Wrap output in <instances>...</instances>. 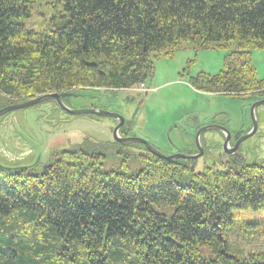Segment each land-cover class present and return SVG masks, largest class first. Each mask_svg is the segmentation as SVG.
<instances>
[{"label": "trees", "instance_id": "obj_1", "mask_svg": "<svg viewBox=\"0 0 264 264\" xmlns=\"http://www.w3.org/2000/svg\"><path fill=\"white\" fill-rule=\"evenodd\" d=\"M39 3L60 12L37 30ZM183 43L227 52L218 75L190 77L196 91L264 89L252 57L264 50V0H0V108L146 85L154 59L172 58ZM220 167L199 172L194 161L114 139H85L33 167H2L0 264H264V254L231 253L226 234L235 212L264 211V164Z\"/></svg>", "mask_w": 264, "mask_h": 264}, {"label": "rangeland", "instance_id": "obj_2", "mask_svg": "<svg viewBox=\"0 0 264 264\" xmlns=\"http://www.w3.org/2000/svg\"><path fill=\"white\" fill-rule=\"evenodd\" d=\"M59 12V7L54 9L45 3H39L32 8L31 22L37 30H40L45 26L44 21L46 18ZM231 50H234V47ZM226 55L227 52L222 49L211 48L197 51L195 45L183 43L172 58L161 54L157 59H154L155 71L146 85L140 84L121 92L102 89L93 93L92 90H86L82 93L89 95L90 98H71L68 105L74 109L84 107L82 106L83 104L88 106L83 108V110L96 109L93 106L103 107L107 111L123 116L126 121L134 119V123L137 126V133L135 134L141 135L138 138L145 139L148 142L153 141L157 144L154 145L164 153L182 149L179 148L180 144L175 141V136L178 135L181 126L187 127V125L191 124V119L194 116L199 119L201 124L206 122L211 116L212 118L217 117V121L224 120L225 125L233 133H238L241 129L247 130V127H249L248 116L246 115L243 118L241 115V109L248 110L247 105L249 102L245 101V106H236L238 100H234L232 96L200 93L190 84V77H196L200 73L215 76L223 71ZM252 57L257 69V76L264 81V50L254 51ZM83 100H85V103ZM50 108L54 109L53 106H42L31 111H41L46 124L52 126V122L55 119V110L51 115L49 113ZM31 111H26L24 114ZM88 116L91 115H73L74 124L72 127L68 124H63L61 135L55 136L56 132H49V135L53 134L50 135L53 137H50L49 140L54 150L69 149L72 146L81 144L85 139L102 143L106 139L111 140V133L105 123L98 124L94 120L87 118ZM6 118L11 119L14 127L27 136L31 142H35H32L34 143L33 149L37 150L33 163L37 161L42 164L47 163L50 160V156L47 155L46 151L43 152L44 148L35 141L39 139L42 143L46 142V131L39 130L29 115L26 118H22L19 113L13 112ZM164 132L170 133L173 141L172 144L168 140L169 147H163L157 142V140L162 139V133ZM206 137L212 138L213 134L204 136L203 141ZM250 143H254V141L252 140ZM14 146L17 147L16 144ZM213 156L212 158L216 160L219 154L215 153ZM9 160L11 159L5 160L2 156L0 163L6 164ZM106 167H111L109 161L106 163ZM203 167L205 165L199 163L196 171L202 172ZM235 213L236 224L226 233L230 252L244 256L263 255L264 211L254 212L247 210ZM17 238L19 239L20 236H17ZM13 244H16V242ZM4 251L0 249V252ZM33 263H36L34 259ZM20 264H24V261Z\"/></svg>", "mask_w": 264, "mask_h": 264}, {"label": "flooded vegetation", "instance_id": "obj_3", "mask_svg": "<svg viewBox=\"0 0 264 264\" xmlns=\"http://www.w3.org/2000/svg\"><path fill=\"white\" fill-rule=\"evenodd\" d=\"M62 94L61 102L62 105L58 102L56 98L50 99V102L46 101L44 103H41L36 106H53L49 109V113L52 115L54 113V121L52 122L53 125L49 126L45 122L44 115L39 110H33L31 108L21 110L19 112L20 116L22 118H26L27 115H29L34 122L36 123V126L39 130L46 131V142H40L39 139L35 140L40 144L41 147H43V152L46 151L47 155L50 156L51 153L55 152L53 145L50 144V135L49 132L53 131L56 132L55 136L61 135V127L63 124H68L70 127L74 124L75 120H73V115L66 112L65 110L62 111L59 109L60 106H65L69 110H82L83 108H86L88 106H85L83 104L82 108L74 109L73 107L68 105V102L71 98H86L89 97V95H84L80 92H64L60 93ZM38 97V96H37ZM36 98V97H35ZM90 98V97H89ZM34 99V98H32ZM30 99V100H32ZM234 100H238V103H236V106H245L246 102L248 101V110L241 109V115L244 118L246 115L248 116L249 121V127L246 129H241L238 131V133H233L226 125L225 121H217V117L212 118V116L204 123H200L199 119L195 116L191 119V124L185 126H181L180 130L178 131V135L175 136V141L178 142L179 151H171V152H162L160 149H158L153 141L149 142L152 144L158 151H160L165 156H173V155H186L191 157H196L200 155V158H192V159H183L178 158V160H189L195 162V168H197V165L199 163H202L205 165L204 168L210 167V165L214 164L217 165V168H221L220 166L223 165H240V164H246V165H255V164H264V89L259 92H250L246 95H240V96H233ZM29 101V100H26ZM24 101V102H26ZM79 101V100H78ZM85 100H83L84 102ZM22 102V103H24ZM59 103V105H58ZM85 103V102H84ZM20 104V103H19ZM16 105V104H14ZM9 106V105H8ZM12 106V105H11ZM102 106V105H99ZM234 106V105H233ZM252 106H258L255 110L257 121H258V128L257 131L254 132V135L246 139L245 141H242V139L249 134L253 132V124L250 118V113L252 112ZM96 109L105 110L103 107L93 106ZM33 108V107H32ZM3 109V106L0 108V110ZM26 111H31L27 114H24ZM107 111V110H105ZM110 112V111H108ZM13 113V112H12ZM115 113V112H111ZM11 114V113H10ZM119 115V114H117ZM124 118V117H123ZM125 119V118H124ZM117 120V119H116ZM117 124L115 126H112L109 122L105 123V126L107 127L108 131L111 133V141L113 138V131L114 129L120 124V121L117 120ZM96 122V121H95ZM98 123V122H96ZM124 126L119 131V136L123 139L129 138V137H138L141 135H137V130H134L129 123V121H126L125 119ZM100 124V123H98ZM219 126V129L211 130V131H204L207 128ZM202 131H204L202 133ZM139 133V131H138ZM131 136H127V135ZM208 134H213L212 138L206 137V139L203 141V137L207 136ZM143 135V134H142ZM125 136V137H124ZM171 141L173 144V141L170 137V133L167 132L162 133V139L157 140L159 145H162L163 147H169V142ZM254 141V143H250L251 141ZM34 142V141H32ZM27 136H25L19 129H16L14 127V123L11 119L5 118L4 115L0 116V159L3 156L5 160L8 158L11 159L5 163H0V169L2 167H9V168H23V167H33L34 164L33 160L36 157V151L33 149L34 143H32ZM17 145L15 147L14 145ZM155 144V145H154ZM146 148V147H145ZM147 150V149H146ZM230 151H233L232 153H229ZM147 152H149L147 150ZM150 153V152H149ZM218 153L219 156L214 160L213 154ZM151 154V153H150ZM153 155V154H152ZM177 160V159H175ZM32 163H31V162ZM212 162V164H210Z\"/></svg>", "mask_w": 264, "mask_h": 264}, {"label": "water", "instance_id": "obj_4", "mask_svg": "<svg viewBox=\"0 0 264 264\" xmlns=\"http://www.w3.org/2000/svg\"><path fill=\"white\" fill-rule=\"evenodd\" d=\"M62 94L60 93H55V94H51V95H43V96H40L38 100L34 101L32 104L34 103H37V102H40V101H43V100H47V99H52V98H56L58 100V102L62 105V102H61V97ZM28 106L24 105V106H16V107H13L11 109H18V110H21V109H25L27 108ZM63 110H65L66 112L68 113H73L71 110L67 109L65 106H60ZM256 108V106L253 107V109ZM253 109H252V114H253ZM101 111V113H99L97 116H100V117H111V118H114V119H117L120 121V124L114 129L113 131V137H114V140L121 143V144H143L146 149L151 153L153 154L154 156L160 158V159H165L167 161H170L172 162L173 160L175 159H178V158H183V159H192V158H200L201 156L198 155L196 157H191V156H186V155H182V154H179V155H173V156H165L164 154H162L160 151H158L152 144H150L148 141H146L145 139H142V138H138V137H130V138H121L119 136V131L120 129L124 126L125 124V119L115 113H111V112H108V111H105V110H101V109H98ZM7 111V110H5ZM5 111H0V116H2L4 114ZM76 114H92V112H90L89 110H77L75 112ZM210 128H207L205 129L204 131L208 130ZM257 129V126L255 124L254 126V130L251 134H249L248 136L244 137L242 139L245 140L249 137H251L252 135H254V132L256 131ZM202 131V133L204 132ZM233 151H230L229 153H232Z\"/></svg>", "mask_w": 264, "mask_h": 264}, {"label": "bare ground", "instance_id": "obj_5", "mask_svg": "<svg viewBox=\"0 0 264 264\" xmlns=\"http://www.w3.org/2000/svg\"><path fill=\"white\" fill-rule=\"evenodd\" d=\"M121 92V91H120ZM43 96V95H42ZM38 99H40L39 97H36V98H34V99H32V100H29V101H27V102H24V103H20V104H16V105H12V106H7V107H4L3 109H1L0 111H5V110H7V111H5L4 112V116H6V115H8V114H10V113H12V112H17V111H21V110H25V109H28V108H32V107H35L36 105H39V104H41V103H44V102H46V101H50V99H47V100H43V101H40V102H37V103H34V104H32L34 101H36V100H38ZM53 100V99H52ZM24 105H26V106H28L27 108H25V109H21V110H18V109H11V108H13V107H16V106H24ZM58 105H59V103H58ZM253 107L254 106H252V109H253ZM258 106H256V108H257ZM59 108L61 109V107H60V105H59ZM256 108H254L253 109V114H252V112L250 113L251 114V116H250V118H251V121H252V124H253V130H254V126H255V124H256V126H257V128H258V121H257V117H256V113H255V110H256ZM62 110V109H61ZM86 110H89L90 112H92V114H82V115H94V116H97L99 113H101V111L100 110H98V109H86ZM73 113H71L72 115H80V114H76L75 112V110H71ZM119 116H121V115H119ZM100 117V116H99ZM121 117H123V116H121ZM220 127L218 126H215V127H210V129H208L207 131H211V130H216V129H219ZM256 131H257V129H256ZM253 136V135H252ZM248 139V138H247ZM246 140V139H245ZM245 140H243V141H245Z\"/></svg>", "mask_w": 264, "mask_h": 264}]
</instances>
